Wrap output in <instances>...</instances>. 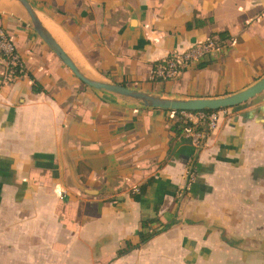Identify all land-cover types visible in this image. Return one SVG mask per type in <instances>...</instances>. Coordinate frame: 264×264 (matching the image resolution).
Returning a JSON list of instances; mask_svg holds the SVG:
<instances>
[{"label":"crops","instance_id":"crops-1","mask_svg":"<svg viewBox=\"0 0 264 264\" xmlns=\"http://www.w3.org/2000/svg\"><path fill=\"white\" fill-rule=\"evenodd\" d=\"M25 1L96 81L188 100L264 78V0ZM0 28L24 65L5 84L0 62V264H264V92L219 110L196 149L173 140L178 113L83 85L17 1L0 0ZM221 33L215 53L153 79Z\"/></svg>","mask_w":264,"mask_h":264},{"label":"water","instance_id":"water-1","mask_svg":"<svg viewBox=\"0 0 264 264\" xmlns=\"http://www.w3.org/2000/svg\"><path fill=\"white\" fill-rule=\"evenodd\" d=\"M17 1L27 13L31 27L33 28L39 39L47 46V48L67 67L71 73L85 86L97 91L114 94L139 105L150 108L170 112H201V111H219L223 109L239 106L264 92V78L255 83L253 86L236 93L234 95L214 98V99H172L158 97L151 94L133 90L122 85L96 81L83 75L67 54L60 48L56 41L51 37L48 31L40 23L38 17L33 11L31 5L25 0Z\"/></svg>","mask_w":264,"mask_h":264},{"label":"built area","instance_id":"built-area-1","mask_svg":"<svg viewBox=\"0 0 264 264\" xmlns=\"http://www.w3.org/2000/svg\"><path fill=\"white\" fill-rule=\"evenodd\" d=\"M219 49L216 41L208 40L192 46L182 53H172L163 61L154 65L152 70L153 79L163 81L174 80L188 69L191 65L200 63L204 58ZM0 62L5 67L4 83L11 84L16 79L24 75V65L21 57L16 51L12 40L0 28ZM180 115L189 122L190 127L185 132V139L196 148L201 149L205 145V140L217 127L218 111L207 113L201 112H180ZM189 184L194 180V173L188 174Z\"/></svg>","mask_w":264,"mask_h":264},{"label":"trees","instance_id":"trees-1","mask_svg":"<svg viewBox=\"0 0 264 264\" xmlns=\"http://www.w3.org/2000/svg\"><path fill=\"white\" fill-rule=\"evenodd\" d=\"M209 23L211 22V20H209L208 21ZM201 24H203V23H195V25H201ZM192 27V25L191 24H189L188 25V28H191ZM226 38V36L224 35V34H219V35H217V36H214V37H211L209 40H213V41H216L217 43H218V45L220 46V42H223V40ZM155 81H160V79H155ZM161 81H163V80H161ZM125 87V86H124ZM33 92L35 93V94H40V93H43L44 92V90L35 82V81H33ZM204 112H207V113H211V112H213V111H204ZM176 113H178L179 114V120L178 121H176L175 123H173L172 125H171V131L175 134V138L173 139V140H178V139H185L184 137H185V132H186V130H188L190 127H192V125L189 123V122H187L182 116H180V113L179 112H176ZM192 171H190V173H191ZM152 183V181L151 180H149L148 181V183L147 184H145V185H143L140 189H139V194L140 195H143V194H145V192H146V189H147V187L150 185ZM169 226H165L164 228H163V230L164 229H166V228H168ZM151 238V236H145V237H143V239H142V241H141V244H143V243H145V242H147L149 239ZM127 252V250H123V251H121V252H119V255H121V254H124V253H126Z\"/></svg>","mask_w":264,"mask_h":264}]
</instances>
